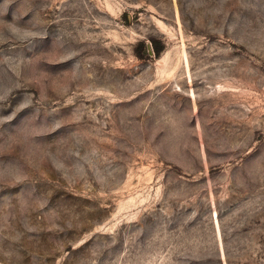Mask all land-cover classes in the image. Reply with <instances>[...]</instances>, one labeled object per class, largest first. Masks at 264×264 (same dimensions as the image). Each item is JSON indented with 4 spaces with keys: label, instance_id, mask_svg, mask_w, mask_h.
Masks as SVG:
<instances>
[{
    "label": "rangeland",
    "instance_id": "obj_1",
    "mask_svg": "<svg viewBox=\"0 0 264 264\" xmlns=\"http://www.w3.org/2000/svg\"><path fill=\"white\" fill-rule=\"evenodd\" d=\"M0 264H264V0H0Z\"/></svg>",
    "mask_w": 264,
    "mask_h": 264
},
{
    "label": "trees",
    "instance_id": "obj_2",
    "mask_svg": "<svg viewBox=\"0 0 264 264\" xmlns=\"http://www.w3.org/2000/svg\"><path fill=\"white\" fill-rule=\"evenodd\" d=\"M151 46L156 56H159L164 50V44L157 40H152ZM137 53L140 58H143L145 55H147V48H146L145 43L139 44L137 48Z\"/></svg>",
    "mask_w": 264,
    "mask_h": 264
}]
</instances>
